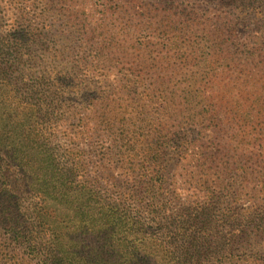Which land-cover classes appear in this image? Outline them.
<instances>
[{"label": "rangeland", "instance_id": "rangeland-1", "mask_svg": "<svg viewBox=\"0 0 264 264\" xmlns=\"http://www.w3.org/2000/svg\"><path fill=\"white\" fill-rule=\"evenodd\" d=\"M263 16L264 0H0V69L16 63L6 39L29 37L21 56L24 75H15L40 85L34 94L27 87L25 96L40 105L52 146L61 149L64 169L76 170V181L110 193L117 182L141 179L139 170L154 162L156 147L178 151L188 144L183 161L169 170L173 195L167 197L172 206L203 207L216 200L211 191L217 157L224 154L220 143L240 147L241 156L264 155V69L240 66L243 60L221 55L209 40L219 29L225 39L234 33L244 40L261 29ZM172 90L179 95L177 111L165 104ZM191 119H219L232 139L212 132L198 138L186 126ZM24 168L30 177L33 169ZM25 179L0 155V264H41L7 224L15 215L19 228L38 229L37 193ZM252 185L236 200L240 207L264 203L263 184ZM228 204H235L232 197ZM211 212L220 219L216 205ZM231 229L224 224L222 233L204 240L223 244L224 231ZM257 245L264 250V238H252L247 255L212 248L202 264H264L251 254Z\"/></svg>", "mask_w": 264, "mask_h": 264}, {"label": "trees", "instance_id": "trees-1", "mask_svg": "<svg viewBox=\"0 0 264 264\" xmlns=\"http://www.w3.org/2000/svg\"><path fill=\"white\" fill-rule=\"evenodd\" d=\"M238 21L247 28V21ZM259 22L261 29L244 40L234 33L225 39L219 29L209 41L215 42L221 55L243 60L245 63L240 66L254 63L264 69V32H259L264 30V20ZM29 42L30 38L24 34H13L5 42L16 63L5 65L3 71L0 69V155L26 176L28 187L37 193L39 205L36 202L34 208L37 206L38 229L27 225L25 229L19 228L15 215L7 224L25 247L40 258L41 264H202L204 255L212 248L217 254L223 251L247 255L252 238H264V203L246 208L236 203L239 195L251 193L256 187L253 183L264 186V155L259 159L245 153L241 156L240 147L229 142L226 146L219 145L224 154L217 157L221 158L216 165L218 176L212 181L211 197L216 200H208L203 207L199 202L172 206L167 197L168 192L173 195L169 170H175L183 161L188 144L178 151L156 147L154 162L148 160L139 170L141 179L117 182V190L110 193L93 185L86 186L88 181H76V170L64 169L61 149L52 146L51 134L41 121L40 105L25 96L27 87H33L29 89L34 94L40 85H28L15 75L17 72L24 75L22 49ZM177 93L172 90V97L164 96L165 104L169 103L167 110L177 111ZM188 125L198 138L212 132L228 141L232 139L227 137L224 123L219 119L213 124H206V119L200 123L192 120ZM186 126L180 129L186 131ZM171 141L167 137L166 142ZM26 164L33 169L32 177L25 173ZM3 174L8 176V172ZM32 178L36 185L30 183ZM228 197L233 198V207L228 204ZM213 202L222 212L220 219L211 216ZM227 223H231L232 229L224 231L223 244L205 242L209 235L222 233L220 227ZM254 250L253 257L264 261L263 247L257 245Z\"/></svg>", "mask_w": 264, "mask_h": 264}]
</instances>
